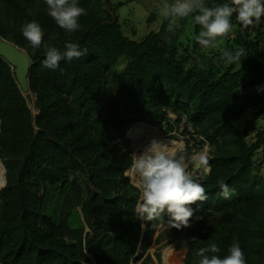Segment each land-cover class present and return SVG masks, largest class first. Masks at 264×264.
Listing matches in <instances>:
<instances>
[{"label": "trees", "instance_id": "1", "mask_svg": "<svg viewBox=\"0 0 264 264\" xmlns=\"http://www.w3.org/2000/svg\"><path fill=\"white\" fill-rule=\"evenodd\" d=\"M225 3L231 0H204L209 8ZM78 5L86 14L79 30L69 33L47 14L44 0H0V35L35 61L32 107L12 65L0 57V158L7 168L0 191V264H155L142 254L168 219L164 214V221L146 227L136 215L141 191L127 175L133 155L128 132L144 121L179 139L173 133H181L183 119L192 139L178 155L190 161L205 142L210 145L211 171L200 176L208 199L190 205V222L219 218L213 235H203L196 222L187 231L198 238L189 245L193 264L210 242L220 247V258L238 242L246 264H264V94L255 92L264 81V17L244 28L234 14L229 35L217 39L225 45L212 55L205 49L207 59L188 67L181 36L189 21L195 36L203 30L194 22L198 12L182 19L173 38L167 18L159 30L135 40L117 15L119 5ZM33 20L45 33L38 49L22 34ZM67 42L85 55L61 61L55 70L43 67L44 44L63 51ZM240 48L238 61L223 58ZM123 56L130 61L111 80ZM219 181L228 184V198L220 195ZM78 210L82 217L75 219ZM171 229L163 236L183 228ZM157 257L164 264L160 252Z\"/></svg>", "mask_w": 264, "mask_h": 264}, {"label": "clouds", "instance_id": "2", "mask_svg": "<svg viewBox=\"0 0 264 264\" xmlns=\"http://www.w3.org/2000/svg\"><path fill=\"white\" fill-rule=\"evenodd\" d=\"M47 5L48 15L63 30L73 33L81 27L79 18L86 14V10L78 5V0H44ZM194 22L202 27V31L195 37L202 49L214 48L218 38H225L233 28L232 17L244 28L258 22L264 17V0H231L228 3L217 5L213 8L206 7L204 0H176L173 4H165L162 7V15L167 18H188L194 13ZM23 37L33 49L41 47L44 30L35 20L26 22L22 27ZM46 58L42 66L55 70L60 62L79 59L85 55L86 50L81 51L75 43L67 42L61 51L57 47L44 44ZM244 55V49H237L234 53L225 51L223 58L232 63L238 61ZM177 142L153 139L146 149L140 154L131 156V171L136 180L137 187L141 191L140 199L136 202V215L147 221H164L166 213L168 220L166 225L171 229L180 230L190 227V220L194 212L190 205L208 199L206 189L198 182L193 173L188 171L186 157L183 154L186 148L175 146ZM210 145L205 142L199 152H194L191 160L193 167L206 175L211 171ZM220 195L228 198L229 186L225 181H219ZM195 240L196 238H192ZM220 247L210 242L206 247L197 251L201 258L199 264H246V258L240 244L233 242L228 248V255L220 258L217 253ZM211 253L212 255H207Z\"/></svg>", "mask_w": 264, "mask_h": 264}, {"label": "rangeland", "instance_id": "3", "mask_svg": "<svg viewBox=\"0 0 264 264\" xmlns=\"http://www.w3.org/2000/svg\"><path fill=\"white\" fill-rule=\"evenodd\" d=\"M110 2L119 5L117 15L119 16L120 20L122 22H125V31L126 33L133 39L135 40H141L143 39L147 34H149L152 31H157L159 30L164 21L165 17L162 15V7L165 4H173L176 2V0H110ZM156 15L155 19H152V16ZM183 27L182 24V19L180 18H172L170 26H169V31H170V37H174L177 35L178 30H180ZM195 28L192 24L191 21L187 23L185 26V29L182 33L181 36V53L186 56V64L188 67H191L200 60L201 58L207 59L205 57V54H203V51L205 49L197 47L194 42H195ZM226 41H218L216 47L210 48L208 50H205L206 53L209 55H212V51L215 49H218L225 45ZM130 61L129 57L123 56L119 63L116 66L115 71L110 74L111 80L114 79V77L125 70L127 67L128 63ZM32 98L30 99V105L33 107V103L31 102ZM170 116L173 119H178L179 117L172 113L169 112ZM252 113L249 114L251 116ZM144 122V121H143ZM148 123V122H146ZM150 124V123H148ZM262 124H264V119L262 120ZM135 126V125H134ZM133 126V127H134ZM188 128H191L190 124L187 122L186 119H183L182 123V130L181 133L174 132V135H179V139H173L170 135H165L164 131L163 136L164 138H168L170 140H176L179 141L183 144V147L185 148L186 143L188 140L192 139V136L190 134L185 135L184 132L187 131ZM192 130V129H191ZM130 132V131H129ZM130 136V134H129ZM131 140V146L133 147V154L139 153L136 151V145L134 144L133 140L131 139V136L129 138ZM210 155V151H209ZM0 162L5 164L3 160L0 158ZM188 164V171L192 172L194 177L195 173H198L199 178L198 182H200V176L201 172L197 170L196 168L192 167L193 166V161L190 159V161H186ZM128 177L131 179L132 183H134L136 186V180L133 178V174L131 171V168L127 172ZM1 190V189H0ZM79 212V210H78ZM80 214V215H79ZM81 213L79 212L78 215H76L75 219L80 218ZM82 217V216H81ZM165 217L168 219L167 214L165 213ZM72 223L75 224L77 221L73 219ZM203 220V221H202ZM144 225L147 227L148 226V221L147 220H142ZM196 223H200L203 227L202 233L203 235H213L215 234L216 228L219 226V218L218 214H215L213 216H208L206 218L203 217V219H199L195 221ZM190 222V227L183 228L181 231L174 233L173 234H168L166 236H163L166 234V232H172V229H170L164 222L160 223L156 229V232L153 236V245L151 246L150 249H148L144 254L140 252L143 255V259H147V257L152 256V258L155 261V264H160L158 262V257L157 254L160 252L163 257V263L167 264L166 261V253L168 249L173 246L177 241H183L185 242L186 248L190 253V257L187 259V264H193L192 260V252L189 247L190 243L194 241L191 237L187 234V231L193 227V224L195 223ZM195 240H198L196 237ZM134 264H141V261L138 263Z\"/></svg>", "mask_w": 264, "mask_h": 264}, {"label": "bare ground", "instance_id": "4", "mask_svg": "<svg viewBox=\"0 0 264 264\" xmlns=\"http://www.w3.org/2000/svg\"><path fill=\"white\" fill-rule=\"evenodd\" d=\"M129 134L136 145V151L139 152L137 154H141L153 139L164 141L165 143L175 141L177 142L175 145L177 147L183 145L179 141L164 138L163 132L159 127L150 126L146 122L136 124L131 128ZM4 183L5 168L4 164L0 162V189L4 186ZM189 257L190 253L183 241H177L166 253L167 264H187V259Z\"/></svg>", "mask_w": 264, "mask_h": 264}, {"label": "water", "instance_id": "5", "mask_svg": "<svg viewBox=\"0 0 264 264\" xmlns=\"http://www.w3.org/2000/svg\"><path fill=\"white\" fill-rule=\"evenodd\" d=\"M0 57L5 58L12 65V68L16 74L17 81L25 97L30 102V99L32 98V90L30 86V72L32 67L35 65V61H33L26 48L21 47L20 45L4 38L1 35H0ZM1 122L2 120L0 118V131H1ZM149 125L154 126L151 124ZM154 127H158V126H154ZM128 138H130L129 132H128ZM4 168H5V183L4 186L1 188V190L7 185V168L5 164H4ZM195 178L198 180L199 178L198 173H195Z\"/></svg>", "mask_w": 264, "mask_h": 264}, {"label": "built area", "instance_id": "6", "mask_svg": "<svg viewBox=\"0 0 264 264\" xmlns=\"http://www.w3.org/2000/svg\"><path fill=\"white\" fill-rule=\"evenodd\" d=\"M255 92L258 94H264V81H261L255 86Z\"/></svg>", "mask_w": 264, "mask_h": 264}]
</instances>
